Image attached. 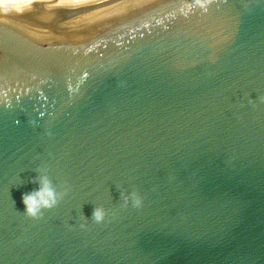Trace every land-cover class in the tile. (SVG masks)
Returning <instances> with one entry per match:
<instances>
[{
    "label": "water",
    "instance_id": "water-1",
    "mask_svg": "<svg viewBox=\"0 0 264 264\" xmlns=\"http://www.w3.org/2000/svg\"><path fill=\"white\" fill-rule=\"evenodd\" d=\"M48 7L0 3V264H264V0Z\"/></svg>",
    "mask_w": 264,
    "mask_h": 264
},
{
    "label": "clouds",
    "instance_id": "clouds-1",
    "mask_svg": "<svg viewBox=\"0 0 264 264\" xmlns=\"http://www.w3.org/2000/svg\"><path fill=\"white\" fill-rule=\"evenodd\" d=\"M39 187L37 190L22 196V202L25 206V213L28 218L38 220L43 217V213L57 206L64 192L53 186L47 175H40L38 178ZM124 204L127 205L129 200L134 207L141 206V199L136 193L131 196H124ZM106 211L102 207H96L93 212L92 220L96 223H102L105 220Z\"/></svg>",
    "mask_w": 264,
    "mask_h": 264
},
{
    "label": "bare ground",
    "instance_id": "bare-ground-1",
    "mask_svg": "<svg viewBox=\"0 0 264 264\" xmlns=\"http://www.w3.org/2000/svg\"><path fill=\"white\" fill-rule=\"evenodd\" d=\"M95 0H0L1 4H13V5H22L26 6L29 4H40L47 3L49 4L48 9H57L60 5L69 7L77 4H88ZM57 2V5H54ZM54 5V6H53ZM45 9V10H48Z\"/></svg>",
    "mask_w": 264,
    "mask_h": 264
}]
</instances>
